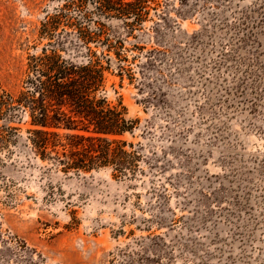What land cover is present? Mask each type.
<instances>
[{
  "label": "rangeland",
  "instance_id": "obj_1",
  "mask_svg": "<svg viewBox=\"0 0 264 264\" xmlns=\"http://www.w3.org/2000/svg\"><path fill=\"white\" fill-rule=\"evenodd\" d=\"M96 1L0 0V87L17 96L43 50L81 62L108 40L138 170L64 173L27 112L0 119V264H264V0H146L132 27Z\"/></svg>",
  "mask_w": 264,
  "mask_h": 264
},
{
  "label": "trees",
  "instance_id": "obj_2",
  "mask_svg": "<svg viewBox=\"0 0 264 264\" xmlns=\"http://www.w3.org/2000/svg\"><path fill=\"white\" fill-rule=\"evenodd\" d=\"M96 2L99 12L133 17L132 27L140 22V11L146 0ZM56 20H50L52 30ZM97 31L93 35L84 32L79 40L83 45L99 42L102 31ZM100 43L106 44L107 54L97 55L87 48L86 59L81 62L63 58L56 50L49 53L43 50L41 55L30 57L28 75L18 95L0 87V119L10 120L17 110L27 112L32 127L27 131V142L34 155L59 166L64 173L110 168L115 177H124L138 170V156L124 150L131 145L121 137L132 134L138 120L128 119L120 102L112 104L104 96L105 74L111 67L108 53L113 47L108 40ZM114 54L121 77L125 72L124 59L118 52ZM261 78L254 74L249 84L255 89ZM63 129L70 133L60 135L58 131ZM5 142L0 136V145Z\"/></svg>",
  "mask_w": 264,
  "mask_h": 264
}]
</instances>
